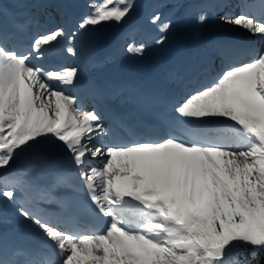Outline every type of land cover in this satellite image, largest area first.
<instances>
[{
  "label": "snow or ice",
  "instance_id": "6c2138e0",
  "mask_svg": "<svg viewBox=\"0 0 264 264\" xmlns=\"http://www.w3.org/2000/svg\"><path fill=\"white\" fill-rule=\"evenodd\" d=\"M71 2L11 0L9 8L0 0V201L44 237L17 242L0 211V264H264V0L220 17L260 46L213 45L204 60L219 71L160 102L164 131L154 139L138 138L145 133L123 119L110 130L83 109L64 90L80 82L78 67L32 63L54 59L62 40V51L77 56L81 33L124 22L135 5L90 0L69 30L61 21ZM171 2L175 15L183 0ZM208 16L197 12L195 23ZM150 22L161 33L172 23L161 13ZM127 49L142 55L144 45ZM22 155L67 161L71 170L50 181L35 164L10 172Z\"/></svg>",
  "mask_w": 264,
  "mask_h": 264
},
{
  "label": "bare ground",
  "instance_id": "6f19581e",
  "mask_svg": "<svg viewBox=\"0 0 264 264\" xmlns=\"http://www.w3.org/2000/svg\"><path fill=\"white\" fill-rule=\"evenodd\" d=\"M221 1L222 0H216L217 2L216 4L220 5ZM233 1L234 0H230L227 4H231ZM135 4H136V1H135ZM208 6H210V3H207V2L203 3L202 6L190 5L183 13V17H180V19L172 20L171 18H169L172 22L171 28L166 33H163L166 39L164 40L162 44L154 43L151 48L150 47L148 48L149 43L146 40L134 42L136 45L143 44L144 47H147V48H144V52L142 55L129 52L127 47H125L120 56V60H121L120 66L123 65L125 67L127 66L131 68V66H133L134 63L140 64L143 68L153 66L156 70L159 71L160 76L162 75L164 78H166L167 85L171 86L172 82L169 83V81L176 80V75L180 73V71L188 69L190 66L194 65L197 60L204 59V56H205L204 54L208 50H211L210 47H212L213 45L217 43H221V41H219L217 38L218 31L220 30L229 31L232 38L237 39L235 43L238 42L240 39L245 38L248 41L257 42L258 45L260 46L258 37L250 36L249 33H247L246 31L245 32L242 31L241 28L239 27L222 24L220 22V17L223 16L224 13L221 10L216 11V12H214L213 10H208L209 12L208 20L204 24L195 23L196 13L201 10H207L205 8ZM82 7H83L81 11L82 14L90 11L84 5H82ZM136 7L137 6L134 5V8L132 9L131 12H133L136 9ZM231 7H234V3L231 4ZM216 8L217 6L213 7V9H216ZM144 9L146 12H150L152 10L155 11V7L151 4L144 6ZM234 10H237V8L235 7ZM71 13L72 15L68 19L66 29L74 30L75 19L78 17L74 15L72 10H71ZM236 14H239L238 11ZM126 18L124 22L120 24H116V23H113V24L116 25V27L123 26L126 24ZM132 25H133L132 23H129L127 24L126 28ZM101 26H97L96 28L91 29L88 33H81L77 37V40L75 41V46L77 47L79 54L72 58H69L71 55H68V54L64 55V57L66 58L65 60L66 66L78 67L80 70L81 67L79 65L82 64L83 62L88 61V63L90 64L92 63V61H95L94 57L97 54L100 53L101 55L99 56L100 57L102 56L103 51L108 46V42H109V39L112 33L102 29ZM118 38H120V36ZM130 43H133V40ZM168 44L171 45L170 46L171 56L172 55L174 56V62L167 66L166 62H163L162 60L165 54L164 47ZM167 62H169V58ZM173 67H177V71L174 73L171 72V69ZM96 69H97L96 66H92L91 73L89 74L80 73V75H84V76H81L80 80H83V79H86V81L92 80V77L94 76V73H95L94 71ZM113 76H115L116 79H121V76H118L116 71L113 72ZM77 85H79V83ZM73 91L78 94H81L80 88L79 89L73 88ZM34 160H35V157H33L31 163L29 162V164H35ZM50 162L51 161L49 160V166L42 167L43 179H45V181H50L52 177L58 172H65V171L71 170V166L67 161H61L58 163L55 162L54 165L51 164ZM12 164H14L16 168L14 169V171H19L25 168L23 166L18 165L16 159L14 160ZM66 164H68L67 167H65ZM35 165L37 166V164ZM64 168H66V170ZM0 211L7 212L8 217H9V216H12L11 213L14 210L11 207V205L8 204V202L2 201L0 202ZM21 221L25 222L23 220ZM31 227L35 229L33 226Z\"/></svg>",
  "mask_w": 264,
  "mask_h": 264
},
{
  "label": "rangeland",
  "instance_id": "374dc122",
  "mask_svg": "<svg viewBox=\"0 0 264 264\" xmlns=\"http://www.w3.org/2000/svg\"><path fill=\"white\" fill-rule=\"evenodd\" d=\"M87 2H90V0H86ZM171 9H172V7H171ZM187 9V8H186ZM185 9V10H186ZM145 10V9H144ZM185 10H184V12H185ZM139 15V14H142V9H139L136 13H134L133 14V16L135 17V15ZM177 16H175V18L174 19H177L179 16H181V17H183V12L181 11V10H179L178 12H177ZM234 15V14H233ZM128 20L129 21H133L134 20V18L133 19H130V18H128ZM110 23L111 22H108V23H105L104 25H103V29H105V30H108V27H109V25H110ZM113 30L115 31V35H117V34H119L122 30H123V28H121V27H116V28H113ZM242 31H244L245 32V30H243V29H241ZM112 43H113V37L109 40V45H112ZM151 48L152 46H148V48ZM166 49H167V46H166ZM73 56H71V57H69V58H72ZM105 138H108V137H105ZM105 140H107L108 142H110L108 139H105ZM104 142V141H103ZM93 143H97V141H93ZM28 155H22V156H20V157H18L17 159H16V161H19V162H21V160L23 159V158H26ZM28 158V157H27ZM18 164V163H17ZM92 164H94V165H97V166H99V162L98 161H95V162H92ZM19 165V164H18ZM16 169V168H15Z\"/></svg>",
  "mask_w": 264,
  "mask_h": 264
}]
</instances>
